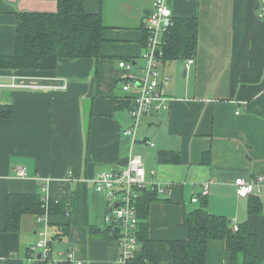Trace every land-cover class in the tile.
I'll return each instance as SVG.
<instances>
[{
  "label": "crops",
  "instance_id": "crops-1",
  "mask_svg": "<svg viewBox=\"0 0 264 264\" xmlns=\"http://www.w3.org/2000/svg\"><path fill=\"white\" fill-rule=\"evenodd\" d=\"M153 1L83 0L84 11L100 13L106 28L98 60H61L53 71L0 70V85L11 78L41 86L67 84L66 90L42 92L0 87V105L11 108L8 118H0V264H48L38 253L25 256L45 228L36 216L22 215L19 232H5L9 194H39L69 209V217L47 215L48 233L69 224L68 235L50 244L52 259L72 250L82 264H114L116 240L95 239L88 231H104L112 223L105 221L111 217L108 200L90 180L122 169L131 155L141 157L148 187H172L170 197L159 195L169 202L149 205L150 239H186L183 218L204 203L231 228L245 225L255 234L264 263V188L240 199L234 186L238 178H264V22L257 19L258 0L168 1L172 17L198 20L194 62L188 68L185 61L166 62L161 72L169 79L168 109L146 115L141 124L147 129L139 127L132 138L123 134L131 124L132 94L121 91L124 72L118 63L142 66L143 12ZM56 8L57 0H0V55L14 53L17 14ZM171 151L179 162L160 163L159 152ZM19 167L25 168V178L16 175ZM207 182L208 195L192 203ZM253 197L261 205L256 215L248 213ZM205 262H229L223 241L207 243Z\"/></svg>",
  "mask_w": 264,
  "mask_h": 264
},
{
  "label": "trees",
  "instance_id": "trees-1",
  "mask_svg": "<svg viewBox=\"0 0 264 264\" xmlns=\"http://www.w3.org/2000/svg\"><path fill=\"white\" fill-rule=\"evenodd\" d=\"M105 30L100 13L85 12L83 0H57L56 11L52 13H19L14 53L11 56L0 55V70L53 71L61 60H98L101 58V45L105 41ZM143 32L145 39L144 29ZM197 35V18L171 17L164 34L165 62L192 58L197 48ZM10 114L9 105H0V118H8ZM159 162L177 164L178 155L175 151L159 152ZM43 198L39 194H9L5 208V232L18 233L22 215L42 216L47 213L50 216H70L64 203L54 200L44 202ZM156 201L169 202L170 199H162L156 191L150 189H144L139 194L135 236L140 248L130 264H205L206 246L211 240L225 243L229 254L227 264H264L258 258V237L246 229L245 225L233 231L231 222L223 216L208 213L204 203L185 214L182 226L186 239H150L148 210L149 205ZM260 208L257 198L249 200L250 215L259 214ZM113 226L111 224L104 231L89 227L88 231L95 239L117 240L118 229ZM56 228L57 233L52 236L51 243L67 236L69 232V224L58 225Z\"/></svg>",
  "mask_w": 264,
  "mask_h": 264
},
{
  "label": "built area",
  "instance_id": "built-area-1",
  "mask_svg": "<svg viewBox=\"0 0 264 264\" xmlns=\"http://www.w3.org/2000/svg\"><path fill=\"white\" fill-rule=\"evenodd\" d=\"M168 1L154 0L150 13L144 18L145 39L141 57L144 64L137 68L130 62L120 61L118 63V68L124 72L120 77L122 82L121 91L132 94L129 108L131 124L123 131V134L132 138H134L136 131L140 127L143 117L151 113L160 114L168 109L169 98L165 94V88L169 79L163 77L161 72V69L166 65L163 52L164 34L172 17ZM257 19L264 22V0H258ZM193 62V57L187 59L185 61L186 68ZM134 69L140 70V73L138 75L135 73L130 74V71ZM0 87L42 92L66 90L67 84L41 86L36 83H25L22 80L16 81L15 78H11L10 84L0 85ZM144 143L150 148L154 147L152 141L147 140ZM15 171L19 178L27 176L25 168L19 167ZM68 174L70 175L71 173ZM90 182L94 186L95 192L103 195L109 202L111 217H106L105 221H111V224H114L112 228L118 229L116 240L118 255L114 264H130V261L140 248L135 236L138 223L136 203L140 192L148 188L156 191L159 195L170 197L172 195L171 184L165 186L152 184L148 187L139 155H131L122 169L100 172ZM209 183L204 184L198 197L191 199L192 203H196L199 198H205L208 195ZM234 186L236 196L240 199H245L254 194V192L258 194L264 188V178L261 176H256L250 180L238 178L234 181ZM43 201L46 202V199L43 198ZM47 215L45 213L42 216H36V221L38 223L43 222L45 228L38 233L39 239L26 249L25 256L31 258L38 253L40 256L39 260L48 264L62 262L82 264L81 260H78L72 254V250L59 253L57 260L51 258L50 244L52 237L47 232ZM232 229L237 231L238 227L234 225Z\"/></svg>",
  "mask_w": 264,
  "mask_h": 264
},
{
  "label": "rangeland",
  "instance_id": "rangeland-1",
  "mask_svg": "<svg viewBox=\"0 0 264 264\" xmlns=\"http://www.w3.org/2000/svg\"><path fill=\"white\" fill-rule=\"evenodd\" d=\"M142 54H143V50H142V52H141V56H140V57H142ZM138 63H139V65H143V64H144L142 58L138 60ZM180 65H181V64H178V67L181 69V66H180ZM171 68L173 69V68H174V65H173ZM182 71H183V69H182L181 72H180V76H181V78H182ZM138 73H140V70H137V71L135 72L136 75H138ZM133 74H134V73H133ZM161 113H162V112H161ZM143 118H144V117H143ZM140 127H141V130H143V129H147V126H144V124H141ZM54 234H55V232L52 233L51 230H50L49 236L52 237Z\"/></svg>",
  "mask_w": 264,
  "mask_h": 264
},
{
  "label": "water",
  "instance_id": "water-1",
  "mask_svg": "<svg viewBox=\"0 0 264 264\" xmlns=\"http://www.w3.org/2000/svg\"><path fill=\"white\" fill-rule=\"evenodd\" d=\"M150 13V10H146L145 12H143V14L146 16ZM182 75H185V72L183 71ZM38 258H40V256H38Z\"/></svg>",
  "mask_w": 264,
  "mask_h": 264
}]
</instances>
